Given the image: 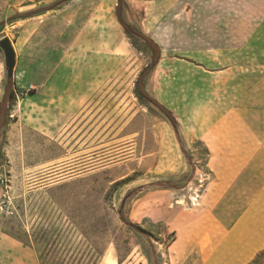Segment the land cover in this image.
<instances>
[{"label": "rangeland", "instance_id": "374dc122", "mask_svg": "<svg viewBox=\"0 0 264 264\" xmlns=\"http://www.w3.org/2000/svg\"><path fill=\"white\" fill-rule=\"evenodd\" d=\"M56 1L10 0L0 14L17 88L0 129V233L31 246L37 264H171L174 212L205 182V159L187 140L212 100L196 92L206 79L173 58L145 78L174 113L173 127L136 92L151 50L124 32L117 0ZM147 5L123 0V19L142 29ZM150 16L157 32L155 8ZM87 52L105 66H82ZM62 81L74 90H57Z\"/></svg>", "mask_w": 264, "mask_h": 264}, {"label": "crops", "instance_id": "0c3cea01", "mask_svg": "<svg viewBox=\"0 0 264 264\" xmlns=\"http://www.w3.org/2000/svg\"><path fill=\"white\" fill-rule=\"evenodd\" d=\"M9 1L0 0V14ZM145 2L142 29L124 21L158 44L157 65L173 58L196 67L206 79L196 92L212 95L187 140L207 179L198 200L174 212L170 263L264 264V0ZM64 83L57 90H74ZM0 264H37V255L1 232Z\"/></svg>", "mask_w": 264, "mask_h": 264}, {"label": "trees", "instance_id": "16d2710c", "mask_svg": "<svg viewBox=\"0 0 264 264\" xmlns=\"http://www.w3.org/2000/svg\"><path fill=\"white\" fill-rule=\"evenodd\" d=\"M62 1H65V0H57L56 3H60ZM122 3H123V0H117L115 14H116V18H117L118 22L120 23V25L122 26L124 32L136 34L141 39H143V41L145 42L147 47L151 50L150 61L146 65V67L142 70V72L140 73V75L138 76V78L136 80V83H135L136 92L140 97L145 98L147 101H149L154 106H156L166 116V118L169 120L171 125L173 127H176L177 121H176L172 111L170 109H168L166 106H164L162 103H160L157 99L152 97L145 90V87H144L145 78L155 68V66L157 65V63L160 59L159 46L150 37H148L147 35H145L141 31L134 29L133 27H131L128 23H126L124 21L122 14H121ZM16 92H17V88L14 84L13 76H6L5 77V83H4V93H3V97L0 101V129L6 120L7 111L10 109L11 105L16 100Z\"/></svg>", "mask_w": 264, "mask_h": 264}, {"label": "bare ground", "instance_id": "6f19581e", "mask_svg": "<svg viewBox=\"0 0 264 264\" xmlns=\"http://www.w3.org/2000/svg\"><path fill=\"white\" fill-rule=\"evenodd\" d=\"M108 12L109 13H111V11H112V9H111V6L109 7L108 6ZM92 30V29H91ZM88 32V31H87ZM95 32V31H94ZM92 33V32H91ZM92 34H94V33H92ZM87 35H88V33H87ZM86 35V36H87ZM95 35V34H94ZM85 36V37H86ZM90 39V38H89ZM86 40V39H85ZM83 45V44H82ZM92 45V44H91ZM86 47V46H85ZM103 53V52H102ZM75 56V55H74ZM74 58V57H73ZM82 59H83V61H79V62H82L81 64H82V66H84L85 64L86 65H88L89 67H91V66H94V67H103V66H105V63H104V61L102 60V59H100V57L97 55V53H93V54H90L89 52H87V54L84 56V57H81ZM75 61V60H74ZM109 63V62H108ZM75 64V63H74ZM73 64V65H74ZM80 64V63H79ZM79 64H77V67H80V66H78ZM79 69V68H78ZM71 72V71H70ZM80 73H81V78L82 79H85V78H87L88 76H91V73H86L85 74V71H80ZM70 74V73H69ZM68 74V75H69ZM75 74V73H74ZM73 76V75H72ZM67 78H69V77H67ZM72 79V78H71ZM68 80V79H67ZM66 80V81H67ZM74 80V79H73ZM72 80V81H73ZM74 82V81H73ZM73 85V84H72ZM75 86V85H74ZM78 86H80V85H78ZM69 87V86H68ZM71 89H72V87H71ZM205 174H202L201 176H202V181H203V176H204ZM201 179V178H200ZM196 192L194 193V194H192L191 196H190V198H189V202H190V204H194L197 200H198V197H199V191L200 190H195ZM177 203H184V200L183 199H180V200H178L177 201ZM110 260H109V258H106V263H108ZM113 261V260H112Z\"/></svg>", "mask_w": 264, "mask_h": 264}, {"label": "water", "instance_id": "95a60500", "mask_svg": "<svg viewBox=\"0 0 264 264\" xmlns=\"http://www.w3.org/2000/svg\"><path fill=\"white\" fill-rule=\"evenodd\" d=\"M0 49L4 55V63L6 68V76H13V70L16 63L15 53L8 37L0 39Z\"/></svg>", "mask_w": 264, "mask_h": 264}, {"label": "built area", "instance_id": "2783aa9c", "mask_svg": "<svg viewBox=\"0 0 264 264\" xmlns=\"http://www.w3.org/2000/svg\"><path fill=\"white\" fill-rule=\"evenodd\" d=\"M3 55H2V51L0 49V61H3ZM204 177V180L206 179L205 175L203 176ZM0 180H1V176H0Z\"/></svg>", "mask_w": 264, "mask_h": 264}]
</instances>
